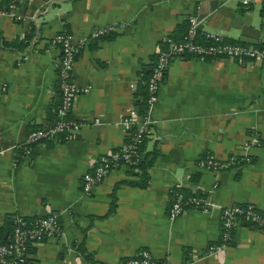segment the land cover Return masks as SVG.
Listing matches in <instances>:
<instances>
[{"label": "crops", "instance_id": "crops-1", "mask_svg": "<svg viewBox=\"0 0 264 264\" xmlns=\"http://www.w3.org/2000/svg\"><path fill=\"white\" fill-rule=\"evenodd\" d=\"M240 10L250 15L242 40L234 27ZM12 11L20 18L0 10L3 40L25 41L31 28L32 35L21 49L0 43V227L56 213L60 232L33 246L24 264H122L139 250L168 264H264V230L242 220L230 244L207 253L220 238L221 207L248 203L264 214V59H173L147 111L144 182L139 168L120 163L81 191L83 173L127 140L123 119L130 109L142 112L140 75L180 38L187 16L196 14L201 32L257 44L264 0H18ZM107 23L122 26L84 40L74 57L71 77L85 89L68 115L78 128L22 154L28 130L53 118L60 49L51 37L66 31L77 41ZM205 152L248 160L214 170L198 163ZM174 191L202 193L218 207L170 218Z\"/></svg>", "mask_w": 264, "mask_h": 264}, {"label": "built area", "instance_id": "built-area-1", "mask_svg": "<svg viewBox=\"0 0 264 264\" xmlns=\"http://www.w3.org/2000/svg\"><path fill=\"white\" fill-rule=\"evenodd\" d=\"M241 4L247 5L250 0H239ZM13 5L9 4L7 13L20 18V14L12 11ZM186 30L179 40L170 41L166 47L160 49L149 69L145 80L146 96L144 99V112L137 113L135 109H130L128 115L123 119L124 127L129 131L127 140L118 148L103 156L94 166L91 172L82 175L81 191L88 194L92 187L110 169L120 163L133 164L139 158V145L144 136L149 132L151 120L147 115L148 109L157 99V91L160 82L167 70L169 63L176 58L186 56L200 57H222L234 59L242 62L246 59H264V37L257 44H247L238 41L224 40L223 36L217 32H201L197 34L198 20L196 14L187 16ZM121 23H107L105 25L92 28L85 37L73 41L72 35L66 31L54 34L50 41L60 49L57 66L58 97L54 112L56 119L52 124L29 129L24 140L20 143L21 153L30 152L29 145L42 139L55 137L63 134L70 137L78 128L80 122L68 116L70 106L76 93L85 88L75 84L71 77V69L75 54L79 45L86 39L96 38L109 31L121 28ZM95 120H98L97 118ZM246 155L229 156L225 160H220L209 154L204 159L198 161L201 166L210 169H221L230 165H235L240 161H247ZM194 207L207 212L210 208L218 207L203 195H188L182 197L177 194L168 208V216L173 218L181 214L186 208ZM220 217V243L210 245L207 253H213L227 246L230 242L231 232L239 221L247 222L258 229L264 230V214L252 204H231L221 207ZM59 224L56 213L25 221L18 217L12 220L11 232L5 239L0 236V264H24L31 248L47 238H54L59 235ZM122 264H157L156 260L145 250H139L134 256L126 258ZM162 264H168L163 260Z\"/></svg>", "mask_w": 264, "mask_h": 264}, {"label": "trees", "instance_id": "trees-1", "mask_svg": "<svg viewBox=\"0 0 264 264\" xmlns=\"http://www.w3.org/2000/svg\"><path fill=\"white\" fill-rule=\"evenodd\" d=\"M15 1H18V0H1L0 2V10H7L9 4H14L15 5ZM186 26H187V19L185 20V24H184V27H183V31H182V34L180 36L179 39L182 38L185 30H186ZM197 34L200 36L201 35V31L197 29ZM32 35V28L26 32V35L24 37L25 41H21L20 39L19 40H13V41H5L3 40V38L1 37V34H0V43L4 46H8V47H11V48H17V49H21L24 47V45H26V40ZM177 39V40H179ZM151 67V66H150ZM150 69V68H149ZM148 73H149V70L146 71V72H142L141 75H140V81L142 82V84L140 85V87L138 88L140 92H143V99L141 101H138V106L140 108V111L144 112L145 110V103H144V99H145V96H146V91H145V80L148 76ZM59 91V90H58ZM57 105V100L55 101V103L50 107V113L51 115L53 116L52 118V121L47 124V125H50L53 123V121L57 118L56 115H55V112H54V109H55V106ZM69 116V115H68ZM59 135H62L63 134H59ZM143 141V140H142ZM142 143V142H141ZM141 143L138 147L139 149V158L138 160L133 163V164H130V166H136L137 168H139L142 172L140 173V175H142V178L140 177V183L139 184H142V182H144V179L146 177V168L147 166L150 164V161H151V157L149 158H141V155H140V149H141ZM19 152H21V148L19 146ZM156 153L155 150H152L151 151V155H154ZM210 153L208 152H205L203 153L199 159L197 161H200L202 159H204L207 155H209ZM236 159H238V156H235ZM177 194H180L183 198L188 196V195H203L202 193H183V192H179V191H174L172 193V197H171V200L177 195ZM189 208V207H188ZM24 220V218H22ZM11 228H12V221H5V223L3 224V226L0 227V236L2 239H5L4 237L5 236H8L11 232ZM232 233V232H231ZM220 243V238H219V241L217 244H212V245H218ZM230 244V242H229ZM157 264H162L163 261H156Z\"/></svg>", "mask_w": 264, "mask_h": 264}, {"label": "water", "instance_id": "water-1", "mask_svg": "<svg viewBox=\"0 0 264 264\" xmlns=\"http://www.w3.org/2000/svg\"><path fill=\"white\" fill-rule=\"evenodd\" d=\"M240 17L239 19H237V22L235 23V28L239 30V35L237 37L238 40H242L240 38V35L244 34V31L249 28V23H250V15L244 11V10H240Z\"/></svg>", "mask_w": 264, "mask_h": 264}]
</instances>
